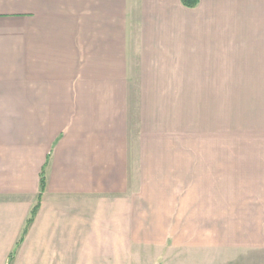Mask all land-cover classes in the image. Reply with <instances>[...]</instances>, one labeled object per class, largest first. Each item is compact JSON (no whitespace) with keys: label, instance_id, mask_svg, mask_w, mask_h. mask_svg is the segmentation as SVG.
<instances>
[{"label":"crops","instance_id":"0c3cea01","mask_svg":"<svg viewBox=\"0 0 264 264\" xmlns=\"http://www.w3.org/2000/svg\"><path fill=\"white\" fill-rule=\"evenodd\" d=\"M133 1L0 0V264H121L125 235L135 243L141 196L155 194L140 187L138 166L144 98L156 84L146 94V79L184 71L170 67L171 51L156 46L162 27L148 31ZM256 2L196 0L189 10L197 40L215 50L204 56L227 58L197 74L233 79L234 101L243 97L249 107L264 106V79L250 82L244 67L252 41L264 42V6L252 9ZM244 160L234 162L228 193L256 199L252 222L264 228V156ZM259 245L264 259V233Z\"/></svg>","mask_w":264,"mask_h":264},{"label":"rangeland","instance_id":"374dc122","mask_svg":"<svg viewBox=\"0 0 264 264\" xmlns=\"http://www.w3.org/2000/svg\"><path fill=\"white\" fill-rule=\"evenodd\" d=\"M258 1L250 7L262 8L264 0ZM195 6L188 8L181 0L133 1V16L146 15L148 31L159 33L162 27L156 46L170 50V67L175 70L179 64L177 72L184 73L146 79V94L155 80L156 84L144 98L138 166L140 187L153 188L155 194L141 196V227L136 229L135 243L123 238L121 264H264L258 253L264 228L252 222L256 199L245 203L244 195L228 193L230 178H236L234 162L239 166L245 156H264V106L249 107L243 97L235 102L237 95L229 91L233 79L213 82L212 75L197 74L203 73L197 69L225 65L221 63L227 58L204 56L212 47L197 40V15L189 11H196ZM157 13L166 16L160 24L153 17ZM254 40L251 60L244 64L253 71L250 82L264 79V42ZM245 213L248 217L240 218ZM1 237L0 256L6 246ZM256 240L258 244H253Z\"/></svg>","mask_w":264,"mask_h":264},{"label":"trees","instance_id":"16d2710c","mask_svg":"<svg viewBox=\"0 0 264 264\" xmlns=\"http://www.w3.org/2000/svg\"><path fill=\"white\" fill-rule=\"evenodd\" d=\"M181 2H182V4L184 6H186L188 8H192L195 5L196 0H181ZM45 189H46V177H45V174L43 173L41 175V193H43L45 191ZM36 213H37V207H35L34 210L32 211L31 219L28 220L27 226H26L25 230L23 231L21 239L19 240V242L17 243L15 249L13 250L12 254L10 255L9 262L12 261V259L14 258L15 253L17 252L18 248L22 244V242H23V240L25 238V235H26V233L28 231V228H29L32 220H34V217L36 216Z\"/></svg>","mask_w":264,"mask_h":264}]
</instances>
